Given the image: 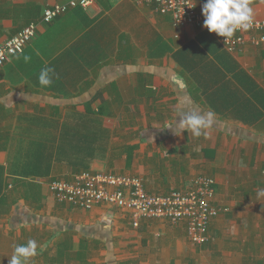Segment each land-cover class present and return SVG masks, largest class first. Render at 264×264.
I'll use <instances>...</instances> for the list:
<instances>
[{
	"label": "crops",
	"instance_id": "crops-1",
	"mask_svg": "<svg viewBox=\"0 0 264 264\" xmlns=\"http://www.w3.org/2000/svg\"><path fill=\"white\" fill-rule=\"evenodd\" d=\"M67 1L0 0V46ZM251 6L264 21V0ZM46 65L58 78L42 87ZM193 110L212 113L206 134L166 127ZM81 171L140 176L152 194L213 178L226 211L210 222V264H264V43L230 53L215 32L176 29L136 0H94L40 24L0 68V264L29 239L30 264L201 262L184 224L133 228L117 209L55 200L49 182Z\"/></svg>",
	"mask_w": 264,
	"mask_h": 264
},
{
	"label": "built area",
	"instance_id": "built-area-1",
	"mask_svg": "<svg viewBox=\"0 0 264 264\" xmlns=\"http://www.w3.org/2000/svg\"><path fill=\"white\" fill-rule=\"evenodd\" d=\"M150 5L155 12L170 17L174 28H201L202 15L196 10L195 0H136ZM94 0H68L43 9L39 20L24 26L0 46V68L23 48L37 34L40 24H49L72 8L88 9ZM260 32V34H257ZM223 47L230 53H240L247 43H264V21L253 19V27L247 31L238 30L226 41L218 36ZM49 192L58 202H64L77 209L90 210L105 205L125 212L130 224L137 228L143 220H164L170 225L184 224L190 243L202 246L209 241V226L212 219L226 211L213 204L215 180L198 176L191 187L173 190L167 194H152L145 189L144 178L112 172L81 171L73 173L70 180L56 179L49 182Z\"/></svg>",
	"mask_w": 264,
	"mask_h": 264
},
{
	"label": "clouds",
	"instance_id": "clouds-1",
	"mask_svg": "<svg viewBox=\"0 0 264 264\" xmlns=\"http://www.w3.org/2000/svg\"><path fill=\"white\" fill-rule=\"evenodd\" d=\"M252 0H205L202 5V14L205 17L204 27L209 32H215L218 36L232 38L235 33L247 31L253 27L255 16ZM24 62H29L31 56L24 55ZM58 78L54 67L45 66L41 68L38 82L42 87H49L53 79ZM179 122H169L166 127H173L174 131L180 133L186 130L193 136L199 137L206 134L204 131L212 122V113L201 114L195 110L190 112H179ZM176 115V116H177ZM38 244L34 239H29L25 244H14L13 252L9 257L8 264H30L33 257L38 254Z\"/></svg>",
	"mask_w": 264,
	"mask_h": 264
},
{
	"label": "rangeland",
	"instance_id": "rangeland-1",
	"mask_svg": "<svg viewBox=\"0 0 264 264\" xmlns=\"http://www.w3.org/2000/svg\"><path fill=\"white\" fill-rule=\"evenodd\" d=\"M208 243L207 242L206 244L202 245V246H199L202 250V253L200 255V260L201 262H199V264H210V255H209V247H208ZM198 247V246H197Z\"/></svg>",
	"mask_w": 264,
	"mask_h": 264
},
{
	"label": "trees",
	"instance_id": "trees-1",
	"mask_svg": "<svg viewBox=\"0 0 264 264\" xmlns=\"http://www.w3.org/2000/svg\"><path fill=\"white\" fill-rule=\"evenodd\" d=\"M87 104V103H86ZM87 108H89V106H87ZM87 112H91V110L90 109H87ZM99 112H100V110H99Z\"/></svg>",
	"mask_w": 264,
	"mask_h": 264
}]
</instances>
